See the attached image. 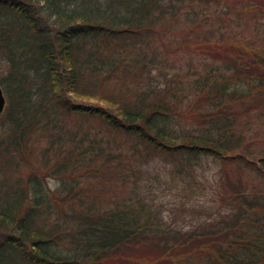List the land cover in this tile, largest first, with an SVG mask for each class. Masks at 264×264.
I'll return each mask as SVG.
<instances>
[{"label": "trees", "instance_id": "1", "mask_svg": "<svg viewBox=\"0 0 264 264\" xmlns=\"http://www.w3.org/2000/svg\"><path fill=\"white\" fill-rule=\"evenodd\" d=\"M262 5L0 0V264H264V47L200 28ZM178 53L199 62L168 76ZM155 160L213 162L215 208L163 227L140 195Z\"/></svg>", "mask_w": 264, "mask_h": 264}, {"label": "rangeland", "instance_id": "2", "mask_svg": "<svg viewBox=\"0 0 264 264\" xmlns=\"http://www.w3.org/2000/svg\"><path fill=\"white\" fill-rule=\"evenodd\" d=\"M261 9L264 11V5ZM206 27L217 31V35L221 38L244 39L254 46L264 47V13L260 11L256 15L249 12L237 16L233 10H222L220 7L217 13L202 22L200 28ZM174 58L176 65L165 70L168 76H173L176 71L185 76L189 64L199 62L197 59L192 61L197 56L191 57L182 53H178ZM181 66L182 68L179 69ZM257 113L258 111L253 115ZM248 132L257 141L264 139V112L250 121ZM143 169L147 172L140 177V195L162 214L163 227L188 229L193 223L203 219L202 215L200 217L196 215L197 211L203 208H215L212 197L217 166L213 162L209 161L203 167H198L193 179L171 177L169 167L158 160L144 165ZM45 184L48 188L55 189L57 181L47 178Z\"/></svg>", "mask_w": 264, "mask_h": 264}, {"label": "water", "instance_id": "3", "mask_svg": "<svg viewBox=\"0 0 264 264\" xmlns=\"http://www.w3.org/2000/svg\"><path fill=\"white\" fill-rule=\"evenodd\" d=\"M5 104H6L5 96H4L3 91L0 87V114L4 110Z\"/></svg>", "mask_w": 264, "mask_h": 264}]
</instances>
